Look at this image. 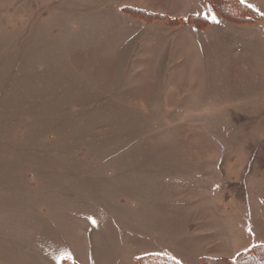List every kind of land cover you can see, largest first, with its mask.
Instances as JSON below:
<instances>
[{
    "label": "rangeland",
    "instance_id": "374dc122",
    "mask_svg": "<svg viewBox=\"0 0 264 264\" xmlns=\"http://www.w3.org/2000/svg\"><path fill=\"white\" fill-rule=\"evenodd\" d=\"M235 1L0 0V264L264 245V0Z\"/></svg>",
    "mask_w": 264,
    "mask_h": 264
},
{
    "label": "trees",
    "instance_id": "16d2710c",
    "mask_svg": "<svg viewBox=\"0 0 264 264\" xmlns=\"http://www.w3.org/2000/svg\"><path fill=\"white\" fill-rule=\"evenodd\" d=\"M224 3H222V6H216L218 5L219 2H217L216 0H208L209 4L213 7V8H221L222 7V11L224 13V11H230V5L232 6V3L230 2H235V0H221ZM239 5V4H238ZM240 8H235L232 7L233 9L236 10V16H241L243 20H247V21H251L254 20V16L255 13L254 11L246 6L244 3L240 2ZM215 8V9H216ZM240 17V18H241ZM144 260L146 259H154L155 261L158 260L160 261V264H180L179 262L174 261L173 259H168L163 255H147L142 257ZM202 259H208L214 262H225L226 264H264V246L263 245H255L253 247H251L250 249L244 251V252H240L238 254H236V256L232 259H223V260H219V259H212V258H202ZM209 261V262H211ZM138 263L136 264H141L140 261H137ZM212 263V262H211ZM143 264V263H142ZM146 264V261H145Z\"/></svg>",
    "mask_w": 264,
    "mask_h": 264
},
{
    "label": "crops",
    "instance_id": "0c3cea01",
    "mask_svg": "<svg viewBox=\"0 0 264 264\" xmlns=\"http://www.w3.org/2000/svg\"><path fill=\"white\" fill-rule=\"evenodd\" d=\"M263 246H264V245H263ZM235 256H236V255H235ZM235 256H234V257H235ZM206 257H210V256H206ZM234 257H233V258H234ZM202 258H204V256H202L200 259H202ZM212 258H214V259H219V258H222V257H212ZM229 259H232V258H229Z\"/></svg>",
    "mask_w": 264,
    "mask_h": 264
}]
</instances>
